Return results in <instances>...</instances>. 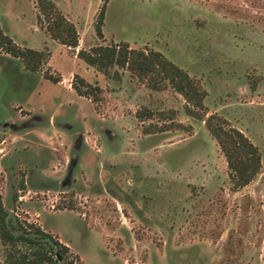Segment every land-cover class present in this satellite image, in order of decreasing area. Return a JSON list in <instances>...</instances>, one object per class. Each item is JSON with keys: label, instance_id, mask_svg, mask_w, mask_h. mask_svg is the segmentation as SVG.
<instances>
[{"label": "rangeland", "instance_id": "obj_1", "mask_svg": "<svg viewBox=\"0 0 264 264\" xmlns=\"http://www.w3.org/2000/svg\"><path fill=\"white\" fill-rule=\"evenodd\" d=\"M51 1L78 49L124 42L183 70L204 91L203 119L240 130L260 168L231 189L215 140L165 80L156 89L124 67L86 66L48 36L34 0H0L1 31L47 52L34 72L0 52L7 216L56 236L77 264H264V0H108L102 38L101 0ZM73 74L101 88L95 104L73 91Z\"/></svg>", "mask_w": 264, "mask_h": 264}, {"label": "trees", "instance_id": "obj_2", "mask_svg": "<svg viewBox=\"0 0 264 264\" xmlns=\"http://www.w3.org/2000/svg\"><path fill=\"white\" fill-rule=\"evenodd\" d=\"M101 0L93 30L97 38H102L101 26L106 2ZM37 10L36 20L48 36L66 47H76L78 36L74 24L66 19L51 0H34ZM0 52L20 61L23 68L36 71L46 61L47 52L16 44L0 29ZM75 56L86 66H93L104 73L111 66L124 67L138 76H144L153 88H159L162 79L179 93L186 102L185 112L200 119L205 129L215 140L224 157L230 188L236 190L249 183L260 168V153L243 133L225 125L224 119L216 114H209L203 119L202 98L204 91L194 79L165 59L159 52L132 49L124 42L111 45L91 46L88 50L77 49ZM42 78L57 83L59 75L48 71L42 72ZM71 88L79 96H86L95 104L101 88L86 82L77 74L72 75ZM96 111L97 108L95 107ZM22 188V184H20ZM0 245L3 247L2 264H77L79 257L72 254L68 246L56 236L44 231L38 224L11 220L7 216L0 192Z\"/></svg>", "mask_w": 264, "mask_h": 264}, {"label": "crops", "instance_id": "obj_3", "mask_svg": "<svg viewBox=\"0 0 264 264\" xmlns=\"http://www.w3.org/2000/svg\"><path fill=\"white\" fill-rule=\"evenodd\" d=\"M65 47V46H64ZM79 48V45H77L74 50L77 51V49ZM75 57V54L73 55ZM83 70H86L85 66L82 67ZM58 83V82H57ZM70 89V88H69ZM4 124V123H3ZM30 148V147H29ZM21 149H15L13 152V154H22L24 151ZM29 152V151H28ZM37 214V213H36Z\"/></svg>", "mask_w": 264, "mask_h": 264}, {"label": "flooded vegetation", "instance_id": "obj_4", "mask_svg": "<svg viewBox=\"0 0 264 264\" xmlns=\"http://www.w3.org/2000/svg\"><path fill=\"white\" fill-rule=\"evenodd\" d=\"M7 55V54H6ZM9 56V55H8ZM11 57V56H10Z\"/></svg>", "mask_w": 264, "mask_h": 264}]
</instances>
